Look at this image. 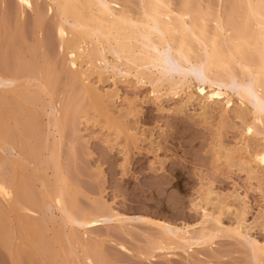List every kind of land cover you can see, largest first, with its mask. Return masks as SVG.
<instances>
[{
    "label": "rangeland",
    "instance_id": "obj_1",
    "mask_svg": "<svg viewBox=\"0 0 264 264\" xmlns=\"http://www.w3.org/2000/svg\"><path fill=\"white\" fill-rule=\"evenodd\" d=\"M166 1L170 10H181L185 4L196 10L203 21V29L214 35L217 41L220 37L209 15L218 13L221 27L225 31L232 28L230 25L236 24L241 17L240 9L232 0ZM1 2L0 0V75L7 70L24 71L41 63L44 66L47 72L48 97L58 108L63 121L56 156L63 179L74 191L69 198L70 202L81 212H100L104 207L103 210L106 209L115 218L123 219L121 222L103 219L85 226L71 225V243L75 241L73 243H77L76 248L83 246L92 260L98 259L102 264H252L248 246L251 243L262 245L264 242V173L259 170L264 163L255 165L252 161L253 156L250 154L259 149L261 142L259 135L250 136L251 141L246 137L244 125L248 120L247 114L238 119L234 113L240 108L236 103L237 96L241 93L240 89L246 93V84L225 81L219 88L221 90L224 86L223 92L229 95V108L225 112L210 109V113L202 112L205 114L202 115L194 105L196 100L187 102L181 92L171 95L164 88L161 90L162 86L158 88L159 91L150 92L147 81L152 79V74L144 72L142 80L137 82L131 76L121 78L116 72L118 76L110 75L107 65L105 70L93 69L91 72L92 68L88 69L90 76L87 75L86 81L88 80L89 87L85 92L90 93L87 95L80 88L81 82L68 81V76L60 69L62 64L64 68L68 66L61 61L64 56L56 49L53 15L45 13V1H35L40 14L43 9L41 18L44 17L38 27L34 25L33 13L25 11L17 18L13 9L14 1ZM105 2L114 13H138L137 0ZM178 35L189 51L194 50L195 45L190 37ZM161 55L166 57L164 53ZM104 57L110 65L122 70L121 60H112L109 54ZM238 57L245 63H257L256 55L243 49H240ZM16 65L18 70L15 69ZM80 66L81 70L85 68V65ZM165 67L169 72L167 74L175 73L171 63H166ZM198 73L194 70L188 72L191 84L200 82V79L203 83V77ZM26 88L27 92L30 89L34 91L29 86ZM165 92L167 94H163ZM29 93L25 97L27 100L24 99L27 103L23 102V114L25 110L29 118L24 120L21 118L22 114H19V102L14 103L15 96L11 98L7 97V93L2 96L0 94V98L6 96L4 104H13L9 106L14 117L12 119L18 114L16 124L8 126L9 121L5 122L3 118L7 105L3 104L2 107L0 104V111L3 109L0 121L5 135L9 134L15 139L18 134L33 142L35 134L42 137L43 133L51 131L45 125V115L50 106L47 96L37 93L38 95H33H36V99L31 100ZM103 93L108 94L109 98L104 95L108 98L107 101L102 98ZM98 95L101 97L97 99ZM99 102H105L107 107H102ZM249 104V101L244 102L242 106L245 110H250ZM254 105L253 103L251 109ZM243 108L241 109L244 110ZM256 109L263 116L262 103H256ZM18 125L24 128L20 131ZM29 125L33 131L28 129ZM244 141L250 146L244 151L236 152ZM222 149L235 153L226 159L223 158ZM15 152L18 155V163L15 164H18L19 170L13 162L10 165V152L2 149L0 174L5 175L10 166H15L12 176L22 198L24 196L27 202L30 198L35 199L32 200L35 207L32 205L33 207L28 208L24 205L27 203L25 199L21 200L22 205L29 210L25 214L26 222L28 217L31 221L27 222L25 229H19L20 225L15 221L14 214L5 208L0 199V264H64L65 260L68 264H84L81 252L74 245L71 256L63 261L59 257L61 253L57 251V244L48 240L52 231L60 224V217L51 208L44 210L38 207L37 184L31 182L32 170L37 169L36 163L17 149ZM5 159L10 161L6 162ZM242 160H249L246 164L248 171L243 164L238 163ZM41 163L42 161L39 165ZM47 166L40 165L41 169L46 168L45 171L42 169L43 175H53L52 169ZM259 171L262 172L261 175ZM237 212H240L241 217ZM204 214L208 216H203ZM237 218L243 222L242 237L230 235L229 232L231 227L234 228ZM152 223L165 225L172 230L184 226L188 236L197 238L196 244H183L169 236V233L167 237L163 236V231ZM214 227H220L217 228L218 233ZM61 229V233L65 234L69 227L63 226ZM211 233L212 238L202 240V236ZM30 236H36L38 244L34 237V241L29 240ZM31 241L35 243L32 244ZM155 241H160L161 247L150 249L149 246ZM35 247L41 249L40 254L35 253Z\"/></svg>",
    "mask_w": 264,
    "mask_h": 264
},
{
    "label": "bare ground",
    "instance_id": "obj_2",
    "mask_svg": "<svg viewBox=\"0 0 264 264\" xmlns=\"http://www.w3.org/2000/svg\"><path fill=\"white\" fill-rule=\"evenodd\" d=\"M1 1L3 2V0ZM13 1V9L16 17L20 18L22 13L25 11L31 14L33 13L34 25L38 27V25L42 22L41 19L44 17L41 18L43 9L40 14V10L38 11L36 8V0ZM44 1L46 3H44L46 6L45 11H47L45 13H51L53 15L52 17L54 21L52 25L56 49L60 55L62 54V56H64L61 61L63 63L65 62L68 66L67 68H64V65L61 63L63 67H61V65L60 69H62L63 73L65 72L64 74L66 77L68 76V81L81 82L79 83L81 87H79L82 88L81 90L83 92H85L89 87V85H87L88 80L86 81V78H88L87 75L90 76L88 74L89 68H92L91 72H93V69L105 70L106 66L109 65L108 72L111 73L110 75L115 76L117 73L119 77L121 76V78L131 76L137 82L142 80L141 76L144 72H148L149 74L153 75L152 79L147 81L151 89L150 92L153 93L159 91L158 88L161 86V90L164 88L165 91L171 95L181 92L180 94L183 93L182 95L185 98L184 100L187 102H191V100L195 102L196 100L197 105H194L197 107L200 114L205 115L202 112H206L208 114L207 111L210 109L211 111L213 109L217 112H225V109L229 108V95L223 92L224 86L223 88L221 87V90L223 89L222 91L219 88L220 86L224 85L223 83H225V81H237L239 84L245 83L246 85L244 84V90L246 93L240 89L241 93L238 94L236 99L237 106H240V108H238V110L234 113H236L235 117L238 119H241L240 117L242 116V118H244V114H247L246 116H248V120L245 119L247 120L246 123L244 121L246 137H248L249 140L250 136L259 135L261 142L259 149H255L250 154L253 156L252 161L255 165L258 163H264V114L263 116H260L256 109V103L260 102L262 103V108L264 111V0H232V2L240 9L241 17L236 22V24L230 25L233 27L228 29L229 32L222 29V23L218 13L210 14L209 18L213 23L214 29L216 30L218 36L220 37L218 41L214 35H211L203 29V21L201 17L199 16L198 12L191 8L188 4H185L181 10L174 11L169 9V5L166 0H137L138 13L134 15L128 12L114 13L108 8L105 0ZM178 34H183L187 37H190L192 43L195 45L194 50L189 51ZM240 49H243L248 53H254L257 57V63L253 65L241 61L238 57ZM163 53L166 55V57L161 55ZM105 54H109L112 60H121L122 63H120V65L122 66V70L110 65L104 57ZM166 60L171 63L172 68L175 69V73H173L174 75L172 73V75L167 74L169 72L165 67L166 63H168ZM80 65H85V68H82L83 71L81 70ZM16 66L15 69L18 70V65ZM164 67L166 69H164ZM63 69H67L68 71ZM190 70L199 72L201 77H203V83L201 82L200 77V82H197L196 84H193L192 82L191 84L187 76ZM80 76H82V78ZM26 86H29L32 88V90L34 89V91H31L30 89L27 92L26 89L28 87L26 88ZM30 91L31 93H29ZM26 92L33 97L32 98L29 95L31 100L34 99L36 95H38L37 93H39V95H44V97H48L49 89L47 72L44 69L42 63L41 65L34 68L24 69V71L22 70L16 72L7 70L4 74L0 75L1 96L4 93L8 94L7 97L11 96V98H13L15 96L13 98L15 101L14 103L19 102L17 105H19V111H21L19 114H22L21 118H23V120L25 118H29L25 110L23 114V109L25 108L24 105L27 103V101L24 102V99L27 100L25 98L27 94ZM166 92L163 94H167ZM89 93L90 92L86 94L89 95ZM34 94L36 95L33 96ZM104 95L109 98L108 94L105 93L102 94V98H105ZM99 97L101 96L98 95L97 99ZM108 98H105V100L107 101ZM1 100H3V103ZM6 100L7 99L5 95L3 98H0V104L2 107ZM10 100L11 103H13L12 99ZM50 100V97H48L47 102L50 106L49 112L44 115L47 119V124L45 125H47V128L49 127L51 131H48L49 133H46L47 131L45 134L43 133L42 137L40 136L41 138L39 136L37 137V134H35L36 137H33V134L32 137L35 142L30 141V139L27 141L18 134L15 137V140L10 137L11 135H5L1 128L0 121V151L2 149H6L8 152H10L11 162H9L10 160L7 161L5 159L6 162L10 163V165H12V162L13 165L17 162L18 155L15 152L16 149L21 152L22 155L24 154L28 157L30 156L31 159H34L37 169L34 168V170H32L31 177L33 178V181L31 182H35L37 184L36 200L39 201L38 207L44 210L51 208L55 210L60 217V224H58L57 228L54 229V232L52 231L50 234L51 238H48V240L50 239V241L57 244V251L61 253L59 257H61V260H63L67 256H71L72 248L75 243V241H73L74 243H71L70 240V238L73 237L72 234H70L71 225L85 226L97 220L103 219H112L121 222L123 219L115 218L114 215L109 213L106 209L103 210L104 207L100 212H81L70 202L69 198L73 195L74 191L73 188L68 186L66 181L63 179V176L59 170L56 156L58 136L60 134L63 121L59 114L60 112L58 111V108L55 107ZM248 101L250 103V110H245L242 105L244 102L248 103ZM99 103L102 107H107L105 102ZM253 103L255 105L251 109ZM4 105H7V103ZM12 105L9 103L7 106H5L3 112L4 117L2 113L3 109L0 111V114L2 113V117L5 118V122L7 120L9 121L10 124L8 126L10 127L13 123L16 124V118L18 115L17 114L15 116V119H12L14 117L10 112L11 107L9 108V106ZM234 107L236 108V106ZM241 108H243L246 113ZM1 115L0 120L2 118ZM32 122L34 121L32 120ZM17 123H19V121ZM5 124L7 125V123ZM21 126L20 131L24 128ZM31 127L32 126H30L28 129L33 131L34 129ZM256 127H258V129H256ZM15 135L16 133H14V136ZM244 143L245 141L241 147L239 146L238 149H236V152L237 150L244 151L250 146L249 144L247 146V142L245 144ZM222 151L224 153L223 158L226 159H229L230 156L235 153L234 151L228 149H222ZM40 157H42L41 164L46 166L48 165L50 170L52 169L53 171L52 172L49 170V172H52L53 175H51V173L46 174V176H44L45 174L43 175V171H45L44 169L46 168L43 169V167H45L43 165V171L40 168ZM0 162L2 163V159ZM247 162H249V160H242L238 163H241L240 165L243 164L246 171H248L249 167L246 166ZM9 163L6 164L8 165ZM15 165L18 169V164ZM14 167H9L10 170L8 173H6L7 175L0 174V199L3 201L5 208L14 214L15 221L17 222L18 226L20 225L19 229L20 227L25 229L27 222L30 220L28 217V221L26 222L27 218L25 214L29 213V206L33 207L35 205L33 204L35 203L33 202L35 199L30 198L31 201L28 200L27 202L23 196L25 201L28 203V205H26L27 203L24 205L28 208L26 209L22 205V193L15 178L12 176V169H15ZM259 170L263 171L264 173V166L259 168ZM46 177L50 178V180ZM38 201H36V203ZM37 205L38 204H36V207ZM239 213L238 216L241 215ZM203 216H208V214H204ZM238 218L235 219L237 221L233 224L234 228L231 227L229 232L230 235L242 237L243 235H241V232L243 230L241 229L244 227H241V223L243 222L242 219ZM262 222L264 223V219ZM152 225H157V227L163 231V236H166L169 233V236H173V239H176L183 244H196L197 238L193 237L192 235V237H190V235L188 236V233L184 231L186 228L184 226H182L181 229L173 228L174 230H172V228L170 229V227H166L165 225L158 223H152ZM63 226L69 227V230L65 234L61 233V228ZM214 228L217 229L220 227ZM220 230L221 229H219V231ZM215 231L217 232L218 229ZM36 235L37 237H33L34 239L36 237L39 242V236L37 232ZM30 237L29 240H32L33 237ZM212 237L213 233L205 234L202 236V240L206 241ZM41 238L42 237L40 236V240ZM36 239L35 242L38 244ZM45 242H47V240ZM31 243L34 244L32 241ZM47 244L50 245L49 243ZM40 246L42 247V244ZM149 247H151L150 249L153 250L159 249L161 247V243L160 241H155ZM76 249L81 252L84 264H102V262L98 259L92 260L91 256L83 248V246H80ZM40 250L41 249L38 250L37 248L35 249L36 252H34L36 254L37 252L40 254ZM248 254L252 264H264V242L262 245L251 243L248 246ZM65 261L64 264L67 263V261Z\"/></svg>",
    "mask_w": 264,
    "mask_h": 264
}]
</instances>
